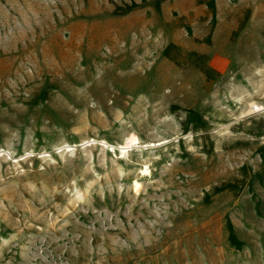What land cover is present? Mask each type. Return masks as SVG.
Segmentation results:
<instances>
[{"label":"rangeland","instance_id":"1","mask_svg":"<svg viewBox=\"0 0 264 264\" xmlns=\"http://www.w3.org/2000/svg\"><path fill=\"white\" fill-rule=\"evenodd\" d=\"M0 264H264V0H0Z\"/></svg>","mask_w":264,"mask_h":264},{"label":"bare ground","instance_id":"2","mask_svg":"<svg viewBox=\"0 0 264 264\" xmlns=\"http://www.w3.org/2000/svg\"><path fill=\"white\" fill-rule=\"evenodd\" d=\"M258 106L255 107V109H257ZM138 143V139L137 138H134V137H130L128 142H127V146H124L122 147L121 149L123 150V153L126 152V148H129L130 146L134 145V144H137ZM136 187H140V183L137 182L136 183Z\"/></svg>","mask_w":264,"mask_h":264}]
</instances>
